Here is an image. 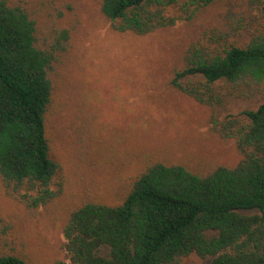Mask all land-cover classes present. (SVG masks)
<instances>
[{"label":"trees","instance_id":"16d2710c","mask_svg":"<svg viewBox=\"0 0 264 264\" xmlns=\"http://www.w3.org/2000/svg\"><path fill=\"white\" fill-rule=\"evenodd\" d=\"M214 1L99 0V5L115 29L146 34L174 24L167 9L179 2L202 7ZM27 2L0 0V183L33 209L55 196L59 164L46 130L50 72L56 54L67 51L72 30L56 26L52 42L41 45ZM184 61L171 82L197 102L211 99V85L220 80L249 93L261 91L264 34L244 47L213 52L190 47ZM216 128L234 140L240 154L234 165L198 174L182 164L153 162L133 178L119 203L85 200L72 207L62 227L70 264H174L191 254L206 264H264V102L227 115ZM0 244V264H29L11 246L5 250L3 240Z\"/></svg>","mask_w":264,"mask_h":264},{"label":"rangeland","instance_id":"374dc122","mask_svg":"<svg viewBox=\"0 0 264 264\" xmlns=\"http://www.w3.org/2000/svg\"><path fill=\"white\" fill-rule=\"evenodd\" d=\"M27 4L41 45L52 42L56 26L72 30L67 51L57 53L53 62L46 114L59 170L55 196L38 208H26L0 183V241L29 264L57 259L70 264L62 227L68 211L81 201L119 203L133 178L153 162L182 164L204 174L240 158L234 140L222 137L216 122L255 109L264 102V85L249 93L220 80L211 85L212 98L200 103L171 80L190 47L207 52L244 47L254 35L264 34V0H216L202 7L179 2L167 9L176 17L174 24L146 34L115 29L99 0ZM207 262L191 254L174 264Z\"/></svg>","mask_w":264,"mask_h":264}]
</instances>
